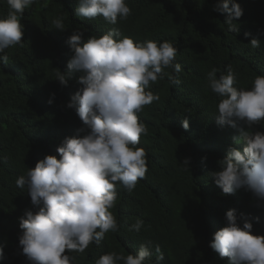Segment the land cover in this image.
I'll list each match as a JSON object with an SVG mask.
<instances>
[{"label": "trees", "instance_id": "trees-1", "mask_svg": "<svg viewBox=\"0 0 264 264\" xmlns=\"http://www.w3.org/2000/svg\"><path fill=\"white\" fill-rule=\"evenodd\" d=\"M125 2L132 14L112 25L102 16L94 20L76 16L78 0H49L46 9L41 8L43 0H36L21 18L23 46H11L0 54L9 57V63L0 64V245L4 256L0 264H31L18 245L22 234L18 221L29 209L27 187L18 188L16 179L45 155L59 159L56 148L65 137L84 135L77 132L83 124L75 110L66 107L82 87L77 83L82 73L74 72L67 86L56 80V69L67 72L72 52L66 41L75 31H84L85 40L112 28L122 34L116 39L168 40L178 49L174 63L182 71L164 70L179 84L164 75L146 89L160 96L139 113L148 126L138 145L148 153V172L131 193L117 185L118 200L111 211L118 231L106 233L99 245L91 244L84 253H66L74 258L72 264H95L109 252L135 254L141 244L149 246L152 262L157 260L155 246H160L164 260L158 264H230L209 247L213 234L227 226L229 209L236 210L241 227L244 213L253 225L252 234L264 236V201L245 189L224 195L211 177V172L220 170L217 161L225 157L239 132L217 124L220 97L208 87L207 79L212 68L220 70L217 77L226 75L228 65L237 75L238 89H250L256 75L264 76V0H236L243 9V16L233 22L238 32L228 30L226 13L212 10L216 0ZM8 11L6 0H0V18ZM58 17L63 18L64 31L52 24ZM245 32L250 35L245 37ZM252 38L261 41L259 48L251 47ZM185 118L188 130L182 127ZM256 130L264 131V121ZM202 157H206L203 162ZM185 158L190 160L189 171L181 164ZM42 206L32 205L30 210ZM137 218L145 222L138 232L130 230Z\"/></svg>", "mask_w": 264, "mask_h": 264}, {"label": "clouds", "instance_id": "clouds-1", "mask_svg": "<svg viewBox=\"0 0 264 264\" xmlns=\"http://www.w3.org/2000/svg\"><path fill=\"white\" fill-rule=\"evenodd\" d=\"M6 2L9 11L0 18V54L11 46H23L25 28L21 18L36 0ZM48 3L43 0L41 8L46 9ZM212 10L226 13L228 30L238 32L233 22L243 16V9L236 0H216ZM131 14L125 0H78L75 9L78 17L94 20L102 16L112 25L127 20ZM52 24L59 31L66 29L62 17L55 18ZM121 35L119 29L112 28L85 40L84 31H75L66 41L72 56L66 73L56 69V80L67 86L74 72L82 73L77 80L82 87L66 107L75 110L83 124L77 132L84 135L65 137L56 148L59 159L45 155L28 168L26 175L16 179L18 188L27 187L24 195L29 209L18 221L22 229L18 245L31 264H72L74 258L66 253H84L91 244L99 245L106 233L117 232L119 226L111 211L118 200L117 185L131 193L139 181L146 179L148 153L138 145L141 137L148 134V126L140 120L139 113L160 100L158 93L146 89L164 75L172 84H179L164 70L171 68L179 73L182 69L174 63L178 49L172 42L140 43L129 36L116 39ZM249 35L244 33L245 37ZM260 43L256 38L249 41L252 48H259ZM7 63L9 57L0 55V64ZM226 68L227 74L219 77L217 68L208 72V87L220 97L217 124L237 129L239 135L233 138L225 157L217 161L220 170L211 172V177L224 195L245 189L264 201V131L256 130L264 121V76L256 75L250 89H238L236 73L231 65ZM52 102L50 98L48 103ZM181 123L185 130L189 129L187 118ZM204 160L206 157L201 158ZM181 164L183 170L189 171V158ZM32 205L43 206L31 211ZM240 216L242 227L237 223L236 210H227V226L213 234L209 247L221 258L227 257L230 264H264V236L253 235L247 215ZM254 219L259 221V217ZM144 223L137 218L130 230L138 232ZM155 253L157 260L152 262L149 246L141 244L135 254L109 252L95 264H158L164 260L159 245ZM3 258L0 245V259Z\"/></svg>", "mask_w": 264, "mask_h": 264}]
</instances>
